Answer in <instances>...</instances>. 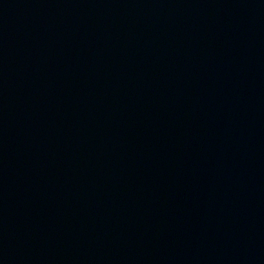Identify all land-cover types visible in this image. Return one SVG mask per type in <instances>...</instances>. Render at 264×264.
<instances>
[{
  "label": "water",
  "instance_id": "1",
  "mask_svg": "<svg viewBox=\"0 0 264 264\" xmlns=\"http://www.w3.org/2000/svg\"><path fill=\"white\" fill-rule=\"evenodd\" d=\"M0 264H264V0H0Z\"/></svg>",
  "mask_w": 264,
  "mask_h": 264
}]
</instances>
